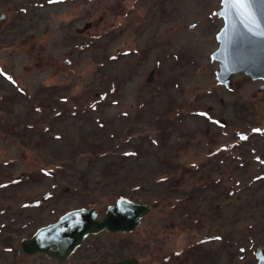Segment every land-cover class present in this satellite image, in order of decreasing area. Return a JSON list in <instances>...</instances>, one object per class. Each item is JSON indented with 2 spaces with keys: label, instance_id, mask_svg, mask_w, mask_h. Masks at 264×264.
Listing matches in <instances>:
<instances>
[{
  "label": "rangeland",
  "instance_id": "1",
  "mask_svg": "<svg viewBox=\"0 0 264 264\" xmlns=\"http://www.w3.org/2000/svg\"><path fill=\"white\" fill-rule=\"evenodd\" d=\"M219 0H0V264L66 210L147 203L60 264H253L264 244V89L218 84ZM193 25L192 27H188ZM7 79H6V76ZM243 137V138H242Z\"/></svg>",
  "mask_w": 264,
  "mask_h": 264
},
{
  "label": "water",
  "instance_id": "2",
  "mask_svg": "<svg viewBox=\"0 0 264 264\" xmlns=\"http://www.w3.org/2000/svg\"><path fill=\"white\" fill-rule=\"evenodd\" d=\"M250 10L257 23L264 25V0H252ZM214 13L222 20L214 35L217 45L209 54L217 62L216 82L228 86L231 74L241 71L251 79L261 80L258 89H264V35L260 34L264 27L252 25L243 10L226 5L223 0H219V8ZM148 208L147 203L118 196L113 204L107 205L101 218H97L94 207L66 210L54 221L36 227L28 237L21 238L17 253H43L60 264L89 233L130 231ZM254 257L253 264H264V244L256 246ZM107 264H137V260L128 257Z\"/></svg>",
  "mask_w": 264,
  "mask_h": 264
},
{
  "label": "flooded vegetation",
  "instance_id": "3",
  "mask_svg": "<svg viewBox=\"0 0 264 264\" xmlns=\"http://www.w3.org/2000/svg\"><path fill=\"white\" fill-rule=\"evenodd\" d=\"M6 16H7V14L6 13H4V12H0V25H1V22H2V19H5L6 18ZM13 23L12 22H9L8 23V26H7V28L4 30V29H0V48H2L3 47V45H2V43H4L5 42V39H6V47H7V49H8V53L9 54H11V53H13L14 52V43H15V39H14V35H13ZM1 50V49H0ZM6 76V75H5ZM6 79H7V76H6ZM86 208H88V207H86ZM46 224V223H45ZM43 225V224H42ZM101 231H105V230H101ZM98 232H100V231H98ZM107 232H122V231H107ZM96 233V232H95ZM89 234H92V233H89ZM88 234V235H89ZM88 235H86L85 237H87ZM85 237L83 238V240L85 239ZM83 240H82V242H83ZM81 242V243H82ZM80 243V244H81ZM79 244V245H80ZM78 245V246H79ZM77 246V247H78ZM76 247V248H77ZM75 248V249H76ZM255 249H256V247H255ZM75 251V250H74ZM73 251V252H74ZM23 254V253H22ZM43 254V253H42ZM44 255V254H43ZM46 256V255H45ZM47 257V256H46ZM128 257H134V256H132V255H130V256H124V257H121V258H116V259H113V260H108L105 264H107L108 262H114V261H118V260H122V259H125V258H128ZM49 258H51V257H49ZM68 258V257H67ZM136 260H137V264H139V262H138V259L136 258V257H134ZM255 258V257H254ZM54 259V258H53ZM55 260V259H54ZM65 260V259H64ZM63 260V261H64ZM62 261V262H63ZM61 262V263H62Z\"/></svg>",
  "mask_w": 264,
  "mask_h": 264
},
{
  "label": "snow or ice",
  "instance_id": "4",
  "mask_svg": "<svg viewBox=\"0 0 264 264\" xmlns=\"http://www.w3.org/2000/svg\"><path fill=\"white\" fill-rule=\"evenodd\" d=\"M223 3L226 5H229L230 7H239L241 10L245 12V15L248 17L252 25H255L257 27H264V25H259L257 21L254 19V15L250 10V5L252 3V0H223ZM253 34H256V33H253ZM260 34L264 35V32Z\"/></svg>",
  "mask_w": 264,
  "mask_h": 264
}]
</instances>
